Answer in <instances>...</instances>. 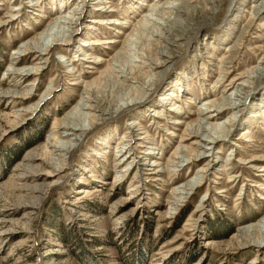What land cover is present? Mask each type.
I'll use <instances>...</instances> for the list:
<instances>
[{
    "label": "rangeland",
    "instance_id": "rangeland-1",
    "mask_svg": "<svg viewBox=\"0 0 264 264\" xmlns=\"http://www.w3.org/2000/svg\"><path fill=\"white\" fill-rule=\"evenodd\" d=\"M80 1H71L62 14L73 17ZM137 1L145 6L141 12L134 13ZM160 1L84 0V28L79 29L74 42L65 47H52L43 72L21 83L25 86L39 79L37 94H41L54 79L58 89L46 104L31 112L27 109L38 98L19 100L15 104L3 97V93L16 89L12 82L15 78L7 76L6 71L13 52L22 42L38 37L58 18L60 8L55 5L57 0H0V20L8 21L10 16L15 19L0 31V264H264V249L237 248L230 244L239 231L264 219V172L249 168L251 165L264 167V82L255 91V96L246 95L245 108L240 109V114L235 113L238 129H232L229 142L215 144L222 160L232 149L239 157L231 156L230 165L217 162L216 156L190 163L191 170L181 174L170 170L180 146L199 150L196 145L191 146V140L184 141L191 133V122L199 119V105L228 98L229 103L234 104V93L237 92L234 86L246 80L242 75L247 76L257 66L264 67V15L258 20L252 9L255 3L248 0L237 13L232 11L233 0H211L212 4H207L210 0ZM177 5L195 9L189 18L200 22L206 20L205 24H209L188 34V38H192L190 43L186 46L185 40L181 51L175 52L178 58L167 84L184 78V86L178 87L188 93L178 104L182 114L166 113V109H162L164 116L155 122L152 119L155 112H148L150 105H146L107 119L69 157L67 170L53 179L59 184L43 200L37 186L48 183L49 176L41 172L34 177L24 161L30 152L48 140L55 129V119L62 118L80 101L83 86L77 84V78L78 82L89 83L99 78L111 66L116 53L122 50L132 29L141 20L147 25L135 32L130 57L138 61L141 56L146 57L147 45L156 49V35L164 31L162 27L167 26L169 15L176 18L172 6ZM206 5L210 9L215 7L213 10L218 13L202 12ZM18 8L20 10L14 12L13 9ZM120 21L129 24L124 28L117 25ZM145 30L148 31L145 33ZM85 34H89L88 37ZM81 39H92L95 44L82 51L76 44ZM36 60L37 54H30L21 59L19 67L30 66ZM137 64L133 63V66ZM73 68L76 74H68ZM154 79L149 75L146 82ZM231 81L234 86H228ZM159 96L160 90L151 100ZM189 97L197 103H190ZM111 99L107 97V103ZM182 102L186 103L182 106ZM18 111L21 116L13 123ZM230 114L232 112L227 111L217 122H227ZM255 115L260 118L252 119ZM132 121L138 123L134 127L138 128L137 133L128 126ZM247 126L248 134H243L241 130ZM41 134V141L24 148ZM104 137L109 139L105 141ZM124 139L131 146L126 155L132 151L137 155L147 151L153 144L147 139L158 144V155L151 160L154 167L149 169L147 177L138 174L143 171L138 170L139 165L128 175L129 171L118 176L117 171L124 170L133 159L124 163L117 157L118 144L124 143ZM102 141L107 145L99 146ZM99 147L102 154L98 158L93 153ZM20 149L25 150L11 164L8 152L15 150L13 159ZM41 157L33 166L46 168L43 161L47 159ZM210 163L214 174L176 215L171 213L168 202L173 190L185 183L188 175L193 177L197 169ZM224 168H228L229 173L218 172ZM208 190L210 197L206 198ZM203 198L207 201L199 209ZM195 221L199 222L196 229L193 228ZM191 256L197 258L195 262L189 261Z\"/></svg>",
    "mask_w": 264,
    "mask_h": 264
},
{
    "label": "bare ground",
    "instance_id": "bare-ground-1",
    "mask_svg": "<svg viewBox=\"0 0 264 264\" xmlns=\"http://www.w3.org/2000/svg\"><path fill=\"white\" fill-rule=\"evenodd\" d=\"M71 1L73 2L74 0H57V3L55 5L57 8H60V15L58 16V18L54 19L53 22L47 25L44 31L38 37L34 38L33 40L22 42L11 56V62L6 71V75L10 76V78L11 76L12 78H15L12 80V82L14 84L13 87H16V89L14 88V90L3 93V97L8 99L9 101L15 102V104L19 100H33L35 99V97L38 98L37 101L27 109V111L35 112L38 108L46 104L55 95L58 89L55 87L54 79H52L48 83L44 92L41 94H37L39 90V79H35L31 83L25 86H21L23 80H26L29 77L39 76L46 68V65L48 63L47 55L50 49L56 45H62L64 47L71 45L72 42H74V39L77 38L79 29L84 28L83 12L85 11L84 4H86V2L84 3V0L76 4L77 7L74 10V14L73 11H70V14H73V17H67L62 14L63 11L66 10V8L71 4ZM235 1L236 0L232 1V11L234 13L243 10V7L246 6V2L250 1V3H255V5L252 6V9L253 13L257 16V19L259 20V18L264 15V0H244V2L242 3H236ZM206 2L207 4H212L211 0ZM137 4L139 6L137 5L133 9L134 13H139V11L145 6L138 1ZM172 8V12L175 13L176 18H172L173 16L169 15L170 17L168 19L169 22L167 26L162 27L164 31L161 30L162 32H160L159 35H156L158 37L156 41L157 43L156 45H154L156 46V49H152L151 47L153 45L150 47L151 44L147 45L146 51H148V53H146V57H144L145 55L141 56V60L139 61L137 60V58L133 60V58L131 59L130 57V53L131 51H133L131 48L133 46V38L135 36V32L140 30L141 26L147 25L145 20H141V22L132 29V33L127 38V41L125 42L122 50L116 53L112 63L110 64L111 66H108L109 68L104 71L99 78L90 83L82 81L78 82L79 78H77V84L83 86V90L79 98L80 101L77 102V104L62 118L55 119V129L51 131L50 136L47 138L48 140L42 146L30 152L26 156V159L24 161L26 165H29L27 169L31 170V173L34 174V177H37L38 174H41V172H46L44 174L49 176L47 179L48 183L37 186L39 187L37 191L40 196H42L43 200L54 188V186L59 184L57 180L53 179L57 176L56 174H62L65 170H67L69 157H71V155L78 148H80L81 144L85 141V138H87V136L98 125L102 124L107 119L117 118L123 113L145 108L146 105H150L149 107L154 109H152L153 111H151V109L149 108L148 112H155L156 117L155 115H153L154 118H152L155 122H158V119L161 118L160 116H164L162 113V109H166V113L177 115L182 114V108L178 104L179 101L186 99V95L188 94L185 93V89H181L184 86V78H182L181 81L174 80L170 84H167L168 80L170 79L169 73L171 72L174 63L178 58L175 52H179V50L182 48V42H184L185 40L188 42L186 43V46L190 43L192 39L188 38L190 33H195L197 32V30L205 28L206 25L209 24H205L206 20L200 22L196 18H189L191 17L190 15L195 12V9L187 8L184 5L172 6ZM213 9H215V7L210 9L206 5L202 9V12L207 11L208 13H212L213 15L217 14L218 11H215ZM13 10L14 12H17L20 10V8ZM9 19L10 20L8 21L0 20V31L5 26H7L8 23L10 24V21H13L14 18L10 16ZM163 19L164 18H162V20ZM111 24L116 23L111 22ZM126 24H129V22L120 21L117 23V25L124 28L126 27ZM147 31L145 30V33ZM88 35L85 34V36L87 37ZM163 43L164 45H162ZM76 44L80 45V48L82 49V51H84L83 48H90L95 44V42L92 39H81V41H78ZM135 53L136 52L134 50L133 54ZM30 54H37L38 60H36L30 66L19 67L21 59ZM135 60H137V62ZM70 62L72 66L73 62ZM133 63L138 64L134 67ZM67 73L76 74L74 68L72 69V71H68ZM182 74L183 73H180L179 75ZM149 75L155 77L156 79L151 80L147 83L146 77H148ZM245 78L246 80H242V82H239L235 86L233 85L234 81H231L228 84V86L233 85L234 87H237V92L234 93V104L229 103V98L221 101H206L205 104L199 103L200 113L197 112V117H199V119L196 122H191L189 127L191 133L188 134V139L185 138L184 140H191V146L196 145L199 150H193L187 147L188 145L186 147L180 146L178 148V157L176 161L173 162V168L170 169L173 173L181 174L184 171L191 170L190 163L192 162H199L210 158L212 159L216 158V156L218 157L220 151L219 149L216 150L215 144L229 142L232 129L235 128L236 130V128L238 127L235 125V113L240 114V109L245 108V104L243 101H245L246 95L248 97L255 96V91L259 86L263 84L264 67L261 68L257 66L255 69L249 71L247 73V76L245 74L242 75V79ZM162 84L164 85L162 86ZM17 88L22 90H17ZM159 90L161 92V96H159L156 100H151L154 97L155 93H157V91ZM99 93L102 95H100ZM107 97L112 98L110 102L108 101V103ZM257 101L260 100L257 99ZM189 102L193 104L197 103V101L192 100V98H190ZM183 103L186 102H182V106L184 105ZM253 105L257 106L256 104ZM177 110H179L180 112H176ZM227 111L232 112V114L228 116L229 120L227 122L224 121L222 122V124H219L217 121L219 120V118L223 117ZM20 116V111H18L15 114L13 123L16 122ZM257 117L260 118L258 115H255L254 117H252V119ZM252 119H250V121ZM128 126L130 129L133 128L134 133L138 132V128L134 129V127L138 126V123L136 121H132ZM167 128L165 127L164 129L169 131ZM248 129L249 128L247 126V128H244L241 131L243 134H248ZM103 139L106 141V139H109V137H104ZM147 140L153 141V144H151V147H148L146 149L147 151L144 150L145 152L143 151L138 155L137 153H135V151H132L131 154L126 155L128 150L131 149V146L127 144L128 140L124 139V143H122L123 141L120 142L119 144H121V147L118 144V150L116 152L118 159H122V162L124 161L125 163L128 162L129 159L133 158L131 162L129 161L128 166L124 170H122L121 172L117 171L118 176H121V174L129 171L127 173L128 175L133 170H135V167L138 165L140 167L138 170L143 169V171L140 170L138 174H141L143 176L150 174L151 170L149 169H151V167H154L153 163L150 162L158 155V153L156 154V150H158L159 146L155 140ZM105 141L99 142L98 145L101 147L107 145L105 144ZM233 146L236 147V144L233 143ZM101 147L97 148V151L93 153L95 154V157L99 158L100 156L98 155L102 154V151L100 150ZM226 149L230 150L229 148ZM230 151V155H228L226 159L222 160V158L218 157L219 159L217 160V162H223L225 164L229 163L230 165L232 163L231 156L235 158L239 157V154L236 152V150L234 151L232 149ZM39 156H42V160L43 158L47 159L46 161H43V163L46 165V168L43 165L33 166L36 160H39ZM137 159H139L138 162L136 161ZM240 161L241 159H239V162ZM249 168L252 170L258 169V172H264V167L259 168L255 165H251L249 166ZM213 172L214 168L210 163V165H208L207 167H201L197 169L193 177H189L188 175L186 182L179 185L175 190H173L172 198L170 202H168L171 213L175 212L176 215L179 210L184 207L183 205L187 203L191 196L205 185V182L209 179V176L214 174ZM218 172H221V174L226 172L229 173V169H220ZM160 173H162V171H160ZM207 193H210L209 190ZM207 197H210V194L206 196V198ZM206 201L207 199L205 200L203 198L198 205V208L201 209L202 205ZM198 226L199 222L195 221L193 224V228L196 229ZM230 244H232L233 246L237 245V248L247 249L254 246L259 249H264V219L260 220L258 224L247 226L242 231H239L237 235L233 239H231Z\"/></svg>",
    "mask_w": 264,
    "mask_h": 264
},
{
    "label": "trees",
    "instance_id": "trees-1",
    "mask_svg": "<svg viewBox=\"0 0 264 264\" xmlns=\"http://www.w3.org/2000/svg\"><path fill=\"white\" fill-rule=\"evenodd\" d=\"M42 140V134H41V136L40 137H38L35 141H34V143H30V144H26L25 146L26 147H24L25 149L26 148H29L30 146H32L33 144H35V143H37V142H39V141H41ZM25 149H20L17 153L15 152V154L13 155V159H11L12 158V154L14 153L13 151H15V150H13V151H10V152H8V158L10 159V163L12 164V163H14L16 160H18L19 158H20V156L22 155V153L24 152V150ZM196 257L195 256H191L190 258H189V261L192 263V262H195L196 261Z\"/></svg>",
    "mask_w": 264,
    "mask_h": 264
}]
</instances>
